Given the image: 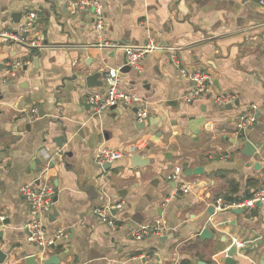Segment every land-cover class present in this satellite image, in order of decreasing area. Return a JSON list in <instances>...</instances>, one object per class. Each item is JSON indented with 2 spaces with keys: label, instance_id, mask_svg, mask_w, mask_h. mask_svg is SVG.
<instances>
[{
  "label": "crops",
  "instance_id": "crops-1",
  "mask_svg": "<svg viewBox=\"0 0 264 264\" xmlns=\"http://www.w3.org/2000/svg\"><path fill=\"white\" fill-rule=\"evenodd\" d=\"M69 1L0 0V251L6 255L0 264H25L29 255L39 264L53 256L60 264H226L235 241L245 243L233 256L236 264H264V207L236 213L226 202L208 211L220 197L244 200L264 186L261 2L100 0L105 28L98 31L92 10L72 12ZM26 11L38 16L21 44L11 35L27 21ZM102 39L132 46L155 40L175 49L184 67L211 76L212 93L184 102L193 83L168 52H152L140 69L120 71L121 90L148 106L146 126L137 127L138 103L94 115L87 95L108 85L102 75L104 85L89 88L85 77L121 69L126 60L122 49L99 46ZM26 57L31 63L6 80L8 63ZM227 94L240 104H215L216 95ZM253 106L255 121L242 136L241 117ZM33 108L38 118L23 119ZM247 139L257 146L252 157L240 149ZM104 146L128 154L99 166L94 155ZM42 148L53 154L48 178L57 199L47 228L67 232L43 251L29 239L32 216L21 191L40 184ZM139 152L150 161L134 167ZM185 165L205 172L186 176ZM202 181L207 186L199 195L182 191ZM111 204L120 205L112 210L116 228L94 213ZM158 221L166 227L161 236L134 239L138 226ZM205 228L211 237L201 236Z\"/></svg>",
  "mask_w": 264,
  "mask_h": 264
},
{
  "label": "built area",
  "instance_id": "built-area-1",
  "mask_svg": "<svg viewBox=\"0 0 264 264\" xmlns=\"http://www.w3.org/2000/svg\"><path fill=\"white\" fill-rule=\"evenodd\" d=\"M264 7V0H260ZM69 8L72 12H77L83 9H91L93 12V20L95 27L98 31H103L105 28V16L104 6L100 0H71L69 1ZM25 15L27 21L20 25L16 29V33L11 35V38L19 43H26V34L30 29V25L37 19L36 11H26ZM38 46V43L33 44ZM99 46L113 49H122L126 54L127 65L134 69H140L143 59L152 52H168L171 56V61L175 67L179 70L180 75L183 79H186L193 83L182 99L186 103H191L196 99L202 98L206 94L212 93V79L211 76L203 70L191 71L184 67L176 55V50L172 48H165L155 40H149L144 44L140 45H122L119 43H113L106 39H102ZM31 63V57L22 59H16L8 63L9 72L8 77H15L19 69L23 66ZM107 89L105 92H93L87 95V102L90 105L91 111L94 115H101L108 111L113 106L124 105L132 106L138 103L139 109L137 110L138 121L145 120L147 118L148 106L145 102L141 101L139 97L134 94H128L121 90L122 78L120 75V69H111L106 71ZM235 97L232 95H216L214 97L215 104L225 105L227 103H233ZM253 106L248 110L244 116L241 117V127L246 129L253 125L254 119ZM22 118L28 121L35 120L39 116L38 108H33L31 111L22 113ZM40 154L43 159L42 169L40 171V184L35 185L27 184L21 187L23 195L29 204L30 215L32 220L27 225V229L30 232L29 239L41 248H49L55 246L58 241L67 238V232L63 229L57 230L53 233H49L47 228L48 217L51 215L55 205L56 188L54 184L49 180V171L51 163L53 161V154L46 149H40ZM128 154L123 148H109L100 147L95 155L94 159L97 165L104 166L106 164H112L117 160L123 158ZM190 185H186L182 188L184 193L190 192ZM261 204L264 207V186L258 189L252 197L244 199L238 202L230 203L229 206L235 208H243L244 210L253 209ZM217 208L222 209L227 207V203L223 198L216 200ZM120 205H107L104 207H98L94 210L100 223L108 224L112 228H116L117 223L115 217L112 214V210ZM166 227L162 222H156L151 224H143L138 226L133 231V237L136 240H141L147 237L156 236L159 237L165 232ZM236 247L244 248L245 243L235 241Z\"/></svg>",
  "mask_w": 264,
  "mask_h": 264
},
{
  "label": "water",
  "instance_id": "water-1",
  "mask_svg": "<svg viewBox=\"0 0 264 264\" xmlns=\"http://www.w3.org/2000/svg\"><path fill=\"white\" fill-rule=\"evenodd\" d=\"M257 2H260V0H256ZM125 65L120 69L121 72H124V73H128L132 70V67L127 65V60H125ZM102 75H106V71L105 70H100V71H97L95 73H92V74H89L85 77V83L86 85L89 87V88H94V87H102L104 85V82L100 79ZM171 105H174L176 102L171 100L169 101ZM240 104V102L238 100L234 101L233 103H227L225 104V109H232L234 106H238ZM116 106H113L111 108H114ZM40 115H42L40 113ZM147 118L145 120H142V121H139L137 123V127L138 129H142L146 126L147 124ZM238 131L240 132V134L242 136H245L246 135V130L244 128H240L238 129ZM63 139V137H60L58 141V144H61L59 141H61ZM240 149H242L243 153L248 156V157H252L254 155V153L256 152L257 150V146L250 140V139H247L245 140L244 144H242V146L240 147ZM150 160L148 159H143V153L139 152V153H136L135 155L132 156V163H133V166L136 167V166H140L142 164H146V163H149ZM40 162V161H39ZM53 164V163H52ZM105 166L107 167H110L111 165L110 164H106ZM41 167H39V170L41 171ZM205 172L204 168L203 167H197V168H194V169H190L188 168L186 165H185V169L183 171L184 175L186 176H194V175H203ZM207 186V183L205 181H202V182H199V183H196L194 185H191L190 187V190L199 195L200 194V191L202 189H204L205 187ZM56 197L54 198V201H56ZM217 204L215 203L214 206L210 207L208 209L209 213L211 215L214 214V211H215V206ZM258 206H261V204L259 203ZM244 209L243 208H237V209H234V211L236 213H241ZM55 216H57V210L54 208V210L52 211L51 215H50V218H54ZM201 236L203 238H209L211 237V233L210 231L205 228L202 230L201 232ZM161 241H163V239H161ZM54 246H52L53 248ZM237 249H240L241 251L244 249V248H237L236 246L232 245L227 253H226V257L222 260L224 263L226 264H236L237 261L233 259V256L235 253H237ZM41 250L43 251L44 249L41 248ZM5 253L3 251H0V259H4L5 258ZM25 264H39L38 262V259L35 255H29L28 257H26L25 259ZM44 264H60V260L57 256H53V257H50L49 259H46L44 261Z\"/></svg>",
  "mask_w": 264,
  "mask_h": 264
},
{
  "label": "trees",
  "instance_id": "trees-1",
  "mask_svg": "<svg viewBox=\"0 0 264 264\" xmlns=\"http://www.w3.org/2000/svg\"><path fill=\"white\" fill-rule=\"evenodd\" d=\"M226 202H228V203H233V202H238V201H241V200H243V199H235V198H232V197H226L225 199H224ZM182 264H184V263H182Z\"/></svg>",
  "mask_w": 264,
  "mask_h": 264
}]
</instances>
